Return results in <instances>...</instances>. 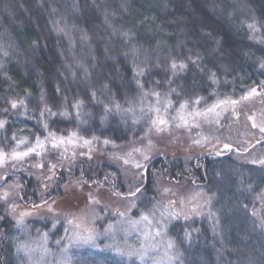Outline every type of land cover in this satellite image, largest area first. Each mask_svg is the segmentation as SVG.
Segmentation results:
<instances>
[{
	"label": "trees",
	"instance_id": "1",
	"mask_svg": "<svg viewBox=\"0 0 264 264\" xmlns=\"http://www.w3.org/2000/svg\"><path fill=\"white\" fill-rule=\"evenodd\" d=\"M253 17L264 23V0H0V46L9 53L4 56L0 52L3 63L0 68V119L7 121L4 128H0V148L10 151L15 145L11 137L25 136L16 129L17 120L31 128L30 141L35 135L44 137L47 134L38 122L41 119L48 122L49 130L58 134L66 136L78 128L85 138L90 139L94 134L101 143L105 138L114 140L119 149L133 147L148 139L144 120L134 126L130 116L113 113L105 122L100 121L103 112L88 102L85 91L88 82L83 79V70L75 65V59H82L92 74L91 84L99 88L101 82H108L126 108L124 94L131 98L138 92L132 82L129 49L133 44L141 50V60L145 53L159 58L160 67L153 69L151 78L159 80L160 84H145V88L155 87L163 94L169 91L166 80H173L170 87L180 94L179 97L176 93L171 95L175 107L184 100L202 97L194 107L203 110L217 100L229 98L238 103L222 105L225 115L231 114L233 109L245 113L248 108L264 103V67H261L264 45L249 39L251 33L246 26ZM53 21H60L61 27L68 25L66 30L71 33L74 45L70 47L68 37L57 34ZM113 28L130 30L133 35L126 40L119 33H113ZM79 29H87L91 54L88 45L80 40ZM258 35H264V30ZM106 44L110 49L107 57L104 54ZM125 52H129L127 57L123 55ZM197 53L202 57L199 67L187 60L188 56L195 57ZM169 54L177 60H185L187 70L176 77L170 71L166 73ZM93 55L97 58L96 67H92ZM108 57H115V61ZM114 62L122 69L120 77L114 82L104 80ZM152 62L155 63V59ZM67 65H72V69ZM71 71L77 73L75 79ZM212 72L216 74L215 83L209 79ZM252 88H256V94L241 99ZM65 96L70 112L74 111L71 108L74 98L85 100L84 111L92 113L91 117H84L86 124L78 125L60 115L39 117V111L45 106L53 112L62 111ZM149 100L153 98L149 97ZM12 101L17 102L16 108L11 106ZM19 101H24L27 111ZM227 119L222 118L221 122L225 123ZM230 138L223 139L224 143L237 146L241 152L233 149L210 155L211 151H207L190 159L157 154L147 175L134 184L124 179L116 162L102 156L91 160L80 158L70 167L58 166L56 177L46 192H42L33 176L25 174L29 159L19 164L16 175L10 176L11 180L19 179L24 185L27 195L21 202L26 204H40L41 193L47 201L62 197L70 175L87 185L108 186L114 192L127 194L130 186L133 191L140 188L134 198V216L152 206L157 196L158 179L163 177L172 184L185 185L186 192L202 191L211 197L210 211L203 216L193 215L187 221L177 219L168 227V236L180 245L182 264H264V227L256 215L260 196L264 193V168L248 159L253 150L264 143L243 147L236 137ZM108 149L112 150V145L106 146ZM59 155L56 152L50 154L54 160ZM5 208L6 205L0 202V217L6 218L0 220V264H20L13 257L11 235L15 222ZM261 213L263 216L264 210ZM98 214L103 218L96 222L100 230L115 218L106 208H98ZM30 221L33 228L40 227L49 232L53 247L55 240L64 235L62 219L55 230L51 229V218ZM185 231L191 234L189 239H184ZM73 255L75 264H141L95 249H84Z\"/></svg>",
	"mask_w": 264,
	"mask_h": 264
},
{
	"label": "snow or ice",
	"instance_id": "2",
	"mask_svg": "<svg viewBox=\"0 0 264 264\" xmlns=\"http://www.w3.org/2000/svg\"><path fill=\"white\" fill-rule=\"evenodd\" d=\"M75 6V5H74ZM53 12L56 9H52ZM105 22L107 23V15H105ZM60 21H53V28L57 34H64L68 37L70 47L74 45L73 37L71 33L67 31L68 25L65 24L63 27L60 26ZM247 28L250 31L251 35L249 39H252L262 45H264V35H258L264 30V23L257 20L255 17L252 18V22L247 23ZM75 28V25H72ZM81 35L80 40L83 43H86L89 48V54L92 52V47L90 40L91 38L87 35V29H79ZM113 33H119L124 39L130 40L133 35L131 31L117 30L112 29ZM219 44V41H217ZM110 51L108 45L104 47V54L107 57L108 52ZM0 52L4 56H8L9 53L4 51L2 46H0ZM129 52L132 57V82L135 84L138 89L137 95L129 98L127 94H124L125 103L128 107H123L120 101L116 98V93L113 92L112 87H110L108 82H101L99 88H95L94 85L90 82L91 73L89 72V67L84 63L82 59H75L76 67L83 70V79L88 82V88L85 90L88 95V102L94 106H98V110L103 112V115L100 117V121L103 123L108 119L110 114H122L125 116H130L132 119V124L135 126L140 123L141 120H144L147 124L145 135L155 131L157 133L164 132L171 128H185L191 130L193 127L201 128V122L207 123L209 125L215 123L219 124V117L221 113L217 111L218 108L223 106L235 105L238 101L231 100L226 98L225 100H217L216 103L205 107L203 110L194 107L198 105L203 99L202 97H197L195 100H184L179 103V107H175L171 95L176 93L179 97V93L176 92L175 88H171L170 85L174 82L171 79L166 80V83L169 85V91L166 93H161L156 90L155 87L145 88V84L158 85L160 84L159 80L152 79L153 69L159 68L160 64L158 62L159 58H152L146 53L143 55V59H140L141 50L136 45H131ZM129 52L123 53L125 57L129 55ZM115 61V57H108ZM96 57L92 56V67H96ZM155 59V63H153ZM169 63L166 66V73L171 72L173 77L178 76L179 72L187 70L188 63L196 65L199 67V62L202 57L197 53L195 57L188 56L187 60H177L175 57H172L169 54ZM139 61V62H137ZM3 67V63L0 62V68ZM71 70L72 65H67ZM261 67H264V63L261 64ZM201 72L204 71L203 68L200 69ZM122 69L118 63H113L111 71L108 73V76L103 78L104 80L115 81V79L120 77ZM71 76L75 79L77 73L71 71ZM209 79L216 82V74L212 72L209 76ZM264 83V82H262ZM119 88V85H117ZM57 91L60 89L57 87ZM99 93V94H98ZM256 94V88H252L245 97L241 99H247ZM149 97L153 100H149ZM43 99V96L41 97ZM65 105L62 111L59 113L53 112L50 107L45 106L39 111V117L43 118L45 114L48 116H57L60 115L70 120H74L78 125L86 124L87 120L84 119L85 116L91 117L92 113L90 111L85 112L84 108L86 102L81 98H74L71 102V108L74 110L70 112L68 110V97L64 98ZM21 106L27 107L24 104V101H19ZM11 106L13 108L17 107V102L12 101ZM191 109V110H189ZM7 111V109H5ZM171 113H175L172 115ZM249 120L252 121V127L259 128L261 133H264V113L260 115V122L257 123L255 116H249ZM43 130L47 133L43 139L39 135L34 136V142H29L27 138L18 139L15 135L11 137L15 141V147L11 148L10 151H5L4 148H0V168L5 166H10L11 169L16 170L17 164H22L26 162L29 158L37 157L39 162L34 164L33 167L41 170L40 175L37 179L43 184V188L46 191L48 189V184L44 181L51 182L56 177V168L64 167L63 161L68 160L71 163L77 155L87 156L88 159H91L92 146L95 143H101L100 138L94 134L91 138H85L80 135L79 130L75 129L68 133L67 136L62 133H57L55 130H49V124L46 120H39ZM7 124L6 120L0 119V128H4ZM143 139V138H142ZM215 140L216 143L213 144L212 151L209 153L220 155L222 154V149H217L216 144L219 143V138L213 136L211 138ZM264 139V137H261ZM210 142V138L201 134L200 139H195L193 143L195 144H204ZM261 140H257V143H260ZM104 146L112 145L113 148L119 147L114 140L105 138L102 141ZM87 146L88 152H79L77 153L76 148L80 145ZM148 147L145 149L133 147L131 151L124 153L123 155L119 153H111L110 155L116 159L123 161V164L127 165L129 163L133 164L136 169H141V176L147 171V163H141L133 158V153H139L143 161L150 162L151 157L149 152L152 146V140L149 138L147 141ZM23 148V150H20ZM224 149L232 150L230 144L225 143L223 145ZM54 150L59 152V158L57 163H52L51 161L45 162V157L49 150ZM239 151V149H236ZM253 164H259L264 168V158L253 159L251 161ZM47 172L45 175L44 172ZM71 169L69 168V172ZM12 175H16V171L12 172ZM29 175H32L29 172ZM107 179V177H106ZM0 180L4 182L5 187L0 189V202L7 205L5 211H11L13 218L17 227H26L25 217L33 214L32 211H21L16 215V209L18 205L15 203L17 199L23 201L24 196L27 195V192L24 189V185L20 183L19 179L14 181L11 180V176L0 175ZM11 181V182H10ZM93 183H97L93 181ZM251 189V185L248 186ZM19 190V191H17ZM67 191V187H66ZM169 189H165V192H169ZM16 192L15 196H12L11 193ZM140 192V188H136L135 191L129 187L127 194L117 191L115 194L121 196L124 199L136 198V194ZM20 193H23L21 195ZM198 195V194H197ZM90 203L99 204V200L94 199L89 194ZM195 196L188 198H181L179 201L170 200L167 204H157L154 206V210L148 213L141 211L139 219H133L128 214V209L125 211L115 210L116 215L119 219L108 222L103 231H101L96 226L97 219H103L99 216L95 210H92L87 213H80L79 215L71 213H56L55 209L52 207L47 200L43 199V193H41V202L36 204L33 202L32 209H39L41 207L47 206V210L51 213V219L53 221L51 229H57V225L61 223V219L64 221L63 227L64 236L55 240V244L60 249V256L56 264H72V256L70 255L72 248L80 247L83 245H90L94 248H101L99 243L100 238L103 236L112 241L111 244L103 245V249H110L117 252L121 256H137L143 264H147L146 258L151 260V264H182L181 257L183 253L179 250L180 245L177 241L168 236V226L174 219L183 218L187 221L191 218V215H202L200 211L201 205L194 203ZM211 197L205 201V204H210ZM54 204L55 201L53 200ZM108 206L105 205V208ZM136 207L135 203L129 204L128 208ZM159 210V218L156 216V210ZM255 214V213H254ZM5 217H0V220H5ZM261 227H264V219L261 220ZM133 232L137 233L138 238L141 240V244L138 248H131L128 246L121 247L119 240L126 238L131 235ZM38 239L37 240H25L18 241L16 244V254L18 257L21 255L26 258L27 264H48L47 257L55 253L47 246L49 240V232H41L37 229ZM190 233L184 232V239L190 238ZM155 254V255H152ZM21 264H24L22 261Z\"/></svg>",
	"mask_w": 264,
	"mask_h": 264
},
{
	"label": "rangeland",
	"instance_id": "3",
	"mask_svg": "<svg viewBox=\"0 0 264 264\" xmlns=\"http://www.w3.org/2000/svg\"><path fill=\"white\" fill-rule=\"evenodd\" d=\"M217 111L221 113L219 117V124L213 123L209 125L207 123L201 122V128L193 127L190 131L185 128H171L164 132L157 133L155 131H152L151 133H149L147 136H149V138L152 140V146L149 152L150 157L152 158L157 154L165 153L173 157L182 156L185 159H190L191 157L200 155L204 152L212 151L213 144L216 143L215 140L211 139L213 136L219 138V143L216 144L217 149H221L223 147V145L225 144L224 140L226 138L227 140H231L230 137H233V138L236 137L241 142L243 147L250 146V145H253V147H255L257 146L256 144H259L257 143V140H261V142L264 143V139H261V137H264V133H261L258 127L257 128L252 127V121L248 119L249 116H255L257 123H259L260 115L264 113V103L260 105H254L253 107L248 108L243 114L239 112L238 109H233L231 111V114L225 115L222 107L218 108ZM222 118L223 119L228 118V119L227 121H225V123H222L221 122ZM15 126H16L17 131L25 134V136L18 137V139L27 138L29 142H34V139L30 141L28 138L31 128L26 123L20 120H17L15 121ZM220 128H222L221 134H219L221 130ZM201 134L209 137L210 142L204 143V144L193 143L195 139L201 138ZM41 139H43V137H41ZM148 139L143 140L142 142H138V144L133 147L141 148V149L147 148ZM133 147L131 146V147L124 148V149H119V148L114 149L113 148L112 150H109V149L106 150V146H104L103 143L99 145L94 142L92 146V153H91L92 158L91 159H95L98 156L111 159V161L116 162V164H118L120 168L122 169L124 179L129 180L130 182L134 184L136 181L138 182L142 181V176L140 174L141 169H136L131 163L125 165L123 164V161L116 160L110 155L111 153H119L123 155L124 153L131 151ZM234 147L238 149L237 146L234 145ZM236 149L234 150L236 151ZM20 150H23V148H21ZM241 150L242 149H239V152H241ZM76 151L77 153L79 152L87 153L88 147L83 146L81 144L79 147L76 148ZM53 152L59 153L58 151H54L50 149L45 157V162L51 161L52 163H57L59 156L58 158L55 157L57 160H54L50 156V154H52ZM80 158L88 159L87 156H80L78 154L75 160H78ZM133 158L141 162L142 164L147 163L143 161L139 153H133ZM260 158H264V144L261 146V148L260 147L255 148L253 150L252 156L249 157L248 159L249 161H252L253 159H260ZM91 159H88V160H91ZM29 160L30 162L28 163L29 165H27V170H25V174L29 176V172H31L32 173L31 176H33L34 179L38 182V187L42 190V192L48 191L50 189L51 182L44 181V183L48 184V189L45 191L43 188V184L37 179V177L40 175L41 170L33 167L34 164L39 162V158L34 156L32 158H29ZM73 161L69 163L68 160H64L63 164L65 167H70L73 165L72 164ZM19 167H20L19 164H17L16 170ZM13 171L15 170L11 169L10 166H5L4 168H0V175L6 176L8 174H11ZM44 174L45 175L47 174L46 170ZM14 180L16 179H12V181ZM1 181L2 180H0V182ZM184 186L185 185L183 184H180V185L172 184L166 181L165 178L163 177L159 178L158 184L156 187L157 196L154 198L153 204L148 209V211H144V212L148 213V212L153 211L154 206L157 204H167L170 200H174L178 202L179 199L181 198H188V197H193V196H195L194 203H198L199 205L202 206L200 209V211L202 212V216L203 214L206 213V211L208 210L210 211V204L208 205L205 204V201H207L209 198L207 195H205V193H203L202 191H199L196 193L194 192L190 193L188 191L186 192ZM4 187L5 185L0 187V189H3ZM66 187H67V191H66ZM165 189H169L170 191L165 192ZM115 193L116 192H114L108 186L100 185V184L87 185V184H84L80 178L70 175L68 177L67 183L64 185L63 196L52 199L48 202L52 204V207L55 209L56 213L61 214V215L63 213H71V214L79 215L82 212L87 213L92 210H95V212L98 213V208H105V205H107L108 207L106 209L108 211H111V213L114 215L115 217L114 220L119 219V217L116 215V212H115L116 209H118L119 211H125L126 209H128V214L133 219H139L140 215L134 216L132 213L134 207L130 209L128 208L129 204L133 202L136 204V200L134 198L124 199L121 196H117ZM89 194H91V197H93L94 199L99 200V204L90 203ZM11 195L15 196L16 192L11 193ZM53 200L55 201L54 204L52 203ZM15 203L18 205L16 209V215H18L21 211H32L33 212L32 215L25 217L26 227H17L16 223H14V226L12 228V235H11L14 241V252H13L14 259L19 261L20 264L22 261L24 262V264H27L26 258H24L22 255L20 257L17 256L16 244L18 241H25V240H30V239L37 240L38 239L37 229H39L41 232H44V231L41 230L40 227L33 228V223L30 220L33 218H37V219L51 218L52 214L48 212L47 206L33 210L32 203H29V204L22 203L21 200L19 199H17ZM259 204L260 205L258 208L260 209V211L257 208L258 212L256 213V215L258 219L261 221L262 219H264V215L262 216V213H261L264 210V193L260 196ZM6 213L14 220L13 214L11 213V211H8ZM156 216L157 218H159L158 209L156 210ZM190 216H193V215L190 214ZM196 216H201V215H196ZM180 219H183V218H180ZM98 220L99 219H97L96 222ZM175 220L177 219H174L171 222ZM101 231H103V229ZM99 243L101 245V248H94L90 245H83L80 247L72 248L71 253H70V255L72 256V264H75L74 263L75 257L73 254L75 252H78L84 249H93V250L95 249V250L115 253L120 258H122V260L137 261L143 264V262L137 256H132V257L121 256L117 252L110 250V249L101 250L103 249V245L112 243L111 240L103 236L100 238ZM119 244L121 247L128 246L131 248H138L141 244V240L138 238L137 233L133 232L131 235H129L126 238V241L124 238H121L119 240ZM51 245H52L51 238L49 236L47 246L53 251V253H55V255L48 256L47 260H48V264H56L60 256V249L56 244H55V247ZM152 255H155V254H152ZM146 260H147V264H151V260L149 258H146Z\"/></svg>",
	"mask_w": 264,
	"mask_h": 264
},
{
	"label": "water",
	"instance_id": "4",
	"mask_svg": "<svg viewBox=\"0 0 264 264\" xmlns=\"http://www.w3.org/2000/svg\"><path fill=\"white\" fill-rule=\"evenodd\" d=\"M231 145V144H230ZM232 146V150L233 149H236V147H234L233 145H231ZM223 151H226V150H229V149H224L223 147L221 148ZM222 151V152H223ZM229 151H231V150H229ZM158 157V155H156V156H154L153 158H151V161L150 162H147V165H148V167L151 165V163L156 159ZM148 167H147V169H148ZM10 175H12V173L11 174H8V175H6V176H10ZM144 175L146 176L147 175V171L144 173ZM4 182L3 181H1L0 182V185H2Z\"/></svg>",
	"mask_w": 264,
	"mask_h": 264
}]
</instances>
